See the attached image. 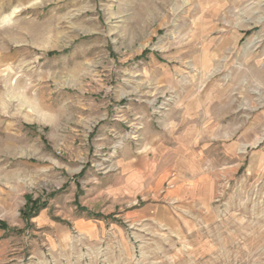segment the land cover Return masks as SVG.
<instances>
[{
    "label": "rangeland",
    "instance_id": "obj_1",
    "mask_svg": "<svg viewBox=\"0 0 264 264\" xmlns=\"http://www.w3.org/2000/svg\"><path fill=\"white\" fill-rule=\"evenodd\" d=\"M221 111L242 153L210 205L106 212L124 145ZM0 221V264H264V0H0Z\"/></svg>",
    "mask_w": 264,
    "mask_h": 264
},
{
    "label": "crops",
    "instance_id": "obj_2",
    "mask_svg": "<svg viewBox=\"0 0 264 264\" xmlns=\"http://www.w3.org/2000/svg\"><path fill=\"white\" fill-rule=\"evenodd\" d=\"M225 116L222 111L216 115L205 112L203 133H207V136H203L201 143L193 136L190 143L184 144L182 141L187 138V133L179 132L178 125L167 127L159 124L144 128L136 151L132 150L130 144L122 147L119 164L115 173L110 175L111 184L105 192L106 212H113L120 203L130 202L133 206L129 208L131 214L141 218L150 215V218L172 227L176 225L179 215L210 205L220 189L231 183L226 179V174L238 170L237 157L242 153V142L236 136L227 144ZM211 122L212 126L209 125ZM215 126L217 135L210 131ZM227 147L234 151V156L229 160ZM244 147H249L251 151L255 146ZM215 149L216 156L210 152ZM183 157L185 162L177 164L178 159ZM168 180L172 187L165 190L162 186ZM138 198L141 203L136 205ZM102 205L96 201L93 206L99 210ZM2 230L0 228V235Z\"/></svg>",
    "mask_w": 264,
    "mask_h": 264
},
{
    "label": "trees",
    "instance_id": "obj_3",
    "mask_svg": "<svg viewBox=\"0 0 264 264\" xmlns=\"http://www.w3.org/2000/svg\"><path fill=\"white\" fill-rule=\"evenodd\" d=\"M49 54H52V53H49ZM43 206H44L43 204L42 205H37L36 202L31 201L30 198H27V204L24 206V208L21 211L20 215L25 220H28L30 217L35 216L36 213L39 211V209L43 208ZM0 228L3 229V230H6L7 226L5 225V223L0 221Z\"/></svg>",
    "mask_w": 264,
    "mask_h": 264
}]
</instances>
